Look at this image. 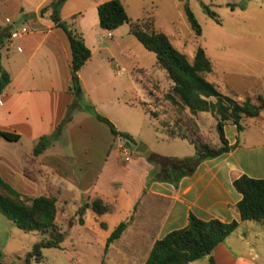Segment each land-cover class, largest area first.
I'll use <instances>...</instances> for the list:
<instances>
[{
    "label": "crops",
    "instance_id": "crops-1",
    "mask_svg": "<svg viewBox=\"0 0 264 264\" xmlns=\"http://www.w3.org/2000/svg\"><path fill=\"white\" fill-rule=\"evenodd\" d=\"M47 1L41 0L33 9L23 11L25 21L9 23L6 18L0 24V39L8 31L0 43L5 47L0 48V61L10 77L0 91V131L19 135L16 140L0 136L2 178L22 193L54 194L66 204L73 200L77 205L99 195L114 201L117 210L120 199H126V207H131L129 222L103 253L106 257L101 264H143L153 241L184 226L190 212L202 219L237 220L238 226H251L247 225L251 220H240L236 203L242 195L232 181L241 174L264 179V140L241 143L236 125L227 122L223 126L225 136L236 146L201 160L192 174L182 176L176 184L151 179L154 165L139 156L122 157L119 138L123 136L113 135L92 112L106 116L117 130L131 137L136 134L134 125L124 117L133 111L126 108H139L143 116L147 115L116 84L118 55L136 38L129 30L130 24L124 22L112 30L100 27L96 6L104 0L62 2L60 19L82 36L91 51L77 71V96L71 82L67 34L50 18V9L39 12ZM121 1L128 16L136 20L145 16L148 2L160 0ZM22 26L27 31L10 36ZM42 136L45 145L33 154ZM2 216L0 213L1 222H9ZM101 223L106 226L104 221ZM232 232L212 249L214 263L264 264L256 246L242 241L235 245L230 239ZM234 234L240 239L239 233ZM207 262L204 256L186 264Z\"/></svg>",
    "mask_w": 264,
    "mask_h": 264
},
{
    "label": "rangeland",
    "instance_id": "rangeland-1",
    "mask_svg": "<svg viewBox=\"0 0 264 264\" xmlns=\"http://www.w3.org/2000/svg\"><path fill=\"white\" fill-rule=\"evenodd\" d=\"M40 1L0 0V24L6 22V18H9V23L25 21L21 13L33 9ZM186 1L200 24V35L194 33L186 18L183 0L148 2L144 14L153 17L154 26L168 34L171 43L188 59L198 45L204 48L212 64V71L205 77L219 91L237 100H242L245 95L254 99L256 94L264 96V0ZM205 4L216 12L219 20L207 13ZM132 39L135 44H129L128 49L118 55L116 84L128 99L143 102L146 108L155 110L158 119L149 113L143 116L139 108H126L133 112L125 113L124 120L134 125L136 134L133 140L120 137V143L126 146L132 157L139 156L151 165H154L152 159L135 151L138 142L145 143L153 152L169 156H185L184 152L194 150L193 144L185 138L165 137L160 129L163 124L193 131L210 144H218L215 116L210 111L192 115L186 108L176 107L165 99L163 94L170 81L163 70L154 66V52L146 49L136 38ZM0 48L5 50V47ZM241 124L238 130L241 143L264 140V108L257 116L242 118ZM126 205V199L121 198L117 210L100 215L88 208L83 223H78L75 216L77 205L69 200L62 220L64 238L60 246L42 247L40 261L31 259L29 264H101L106 257L103 254L105 238L119 221L131 216V207ZM2 217L9 222L0 221V264L22 262L26 252L42 235L25 232L6 216ZM67 217L73 218L71 226L67 225ZM102 221L106 226L101 225ZM247 223L251 226H238L230 239L235 245L242 241L256 246L264 259V227L257 221ZM234 233H239L241 240Z\"/></svg>",
    "mask_w": 264,
    "mask_h": 264
},
{
    "label": "trees",
    "instance_id": "trees-1",
    "mask_svg": "<svg viewBox=\"0 0 264 264\" xmlns=\"http://www.w3.org/2000/svg\"><path fill=\"white\" fill-rule=\"evenodd\" d=\"M63 1L48 0L39 8V12L42 13L50 9V18L63 27L67 34L71 55L72 88L74 93L79 96L77 71L90 57L91 51L82 36L73 32L69 25L60 19L59 8ZM204 6L211 17L219 20L218 15L210 9L209 5L205 4ZM183 7L194 33L200 35V24L186 0H183ZM96 8L100 27L112 30L120 24L128 22L130 32L146 49L154 52V66L163 70L166 78L170 81L169 88L163 94L165 99L176 107L186 108L192 115L199 111H210L216 118L218 144H210L193 131L169 127L166 124L160 126L168 138L181 137L192 143L194 152L185 156H169L152 152L148 156L154 161V167L149 173L151 179L166 180L176 184L182 176L192 174L201 160L214 157L236 146V142L231 144L228 142L223 126L225 123L231 122L239 130L242 127V118L257 116L264 108L262 94H256V99L245 95L242 100H237L231 95L219 91L215 84L205 77V74L212 71V64L204 48L198 45L191 59H188L184 52L171 43L168 34L154 26L152 16L148 15L132 20L121 0H104L99 2ZM7 34L6 30L0 43ZM9 79L8 72L0 64V91ZM142 82H144V78ZM130 102L134 103V101ZM136 103L150 116L158 119L155 110L146 108L143 102ZM86 106L92 109L91 105L86 104ZM71 108L72 105L69 110ZM92 112L109 126L113 135H121L128 140H133L128 133L117 130L106 116L93 109ZM69 113L70 111H68V116ZM61 127V124L58 125L57 130H60ZM0 136L8 140H16L19 137L17 133L3 130L0 131ZM45 142L46 138L42 136L34 146L33 154H38ZM232 182L242 195L236 203L240 220L257 221L264 227V179L241 174L235 177ZM66 207V202H61L54 194L30 195L22 193L13 188L0 175V213L12 220L14 225L23 231L42 235L26 252L22 262L3 264H29L31 259L40 261L42 247L60 246L64 238L62 220L65 219ZM88 208L100 215L113 212L115 203L99 195L84 199L75 208L78 223H83V216ZM66 222L68 226H71L73 218L67 217ZM128 222L129 219L119 221L107 235L104 242V253L110 243L120 237ZM238 224L237 220L202 219L190 212L184 226L171 229L153 241L143 264H186L204 256H207L209 264H215L211 253L212 249L234 231ZM101 225L105 226L104 223Z\"/></svg>",
    "mask_w": 264,
    "mask_h": 264
},
{
    "label": "built area",
    "instance_id": "built-area-1",
    "mask_svg": "<svg viewBox=\"0 0 264 264\" xmlns=\"http://www.w3.org/2000/svg\"><path fill=\"white\" fill-rule=\"evenodd\" d=\"M25 31H27V27L22 26V27H20L19 29H15V30L11 31V32H10V36H11V37H17V36L20 35V33L25 32ZM120 149H121V151H122V153H123L125 159H128V158L130 157V153H129V151L127 150L126 146H125L124 144H121V145H120Z\"/></svg>",
    "mask_w": 264,
    "mask_h": 264
},
{
    "label": "water",
    "instance_id": "water-1",
    "mask_svg": "<svg viewBox=\"0 0 264 264\" xmlns=\"http://www.w3.org/2000/svg\"><path fill=\"white\" fill-rule=\"evenodd\" d=\"M135 151L142 152L145 156L150 155L151 150L145 143L138 142L135 146Z\"/></svg>",
    "mask_w": 264,
    "mask_h": 264
}]
</instances>
